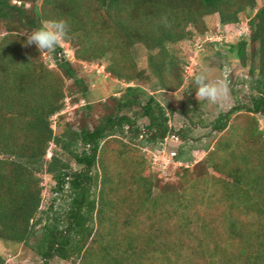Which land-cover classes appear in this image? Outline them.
Masks as SVG:
<instances>
[{"label":"trees","instance_id":"obj_1","mask_svg":"<svg viewBox=\"0 0 264 264\" xmlns=\"http://www.w3.org/2000/svg\"><path fill=\"white\" fill-rule=\"evenodd\" d=\"M259 1L0 0V240L32 249L44 264L55 258L74 264H264ZM243 15L250 17L249 37L206 42L208 35L235 30ZM215 16L218 33L207 25ZM60 19L70 24L67 44L77 60L108 59L107 73L127 84L99 107L81 109L76 122L63 114L68 97L79 103L89 93L78 68L59 59L62 47L45 52L55 59L52 69L45 53L26 46L43 22ZM197 37L198 50L226 47L235 54L252 79L253 95L251 106L220 115L213 129L225 134L192 169L197 149L188 133L170 128L155 94L185 89L191 60H183L176 47ZM140 46L148 53L145 69L135 56ZM194 77L186 91L192 104ZM139 119L149 122L144 130ZM171 134L182 144L171 157L181 164L178 182L156 170L150 156L163 150ZM45 176L67 210L53 203L43 211ZM0 264H9L1 253Z\"/></svg>","mask_w":264,"mask_h":264},{"label":"rangeland","instance_id":"obj_2","mask_svg":"<svg viewBox=\"0 0 264 264\" xmlns=\"http://www.w3.org/2000/svg\"><path fill=\"white\" fill-rule=\"evenodd\" d=\"M258 6L259 8L263 7L264 1H259ZM249 21L250 17L246 15L242 16V24L249 23ZM207 25L212 33H218L221 29L219 17L217 16L209 18ZM200 40L197 37L193 41L184 42L179 47H176V52L183 60L190 58L191 62H194L196 65L193 70H190L188 73L185 72V89L183 87L176 93L161 92L155 94V97L164 105L169 114L170 128L175 133L181 131L188 133V139L191 141L190 144H192L191 147H196L197 149L195 161L189 164L192 169L207 157L208 153L205 151V148L209 147L210 150H213L222 139L223 134H225V132L220 133L213 129V125L220 115L228 114L237 106H251L253 95V92L250 90L252 79L247 72L241 69L240 62L235 57V54L226 47H220L218 50H215L212 47L206 46L204 50H198L196 45ZM232 42L237 43V40ZM62 48L63 53L59 56V59H64L63 54H65L68 60L72 62V65L78 68L80 76L89 86L86 100L76 103L74 102V98H67L63 115L68 121L76 122L81 117V109L87 105L99 107V104L105 103L110 97L119 96L120 91L124 87H127V84L115 80L107 73L108 59L94 63L82 62L75 58V51L70 44H66ZM135 56L141 68L145 69L148 57L146 49L142 46L137 47L135 49ZM43 58L52 69L56 68L55 59L51 55L45 53ZM225 68L228 69L227 74L224 72ZM201 72H208L213 79L223 77L228 81L230 86L229 95L219 105L208 104L198 101V99H194V104H192L187 98L186 91L191 78ZM71 85L72 83L68 82V87H71ZM145 89L147 92H145L143 97L148 99L150 90L148 88ZM235 118L236 116L233 117L232 122ZM258 119L260 128L264 131V116H258ZM148 123V120L139 119L138 126L144 130ZM54 127L57 132L60 131L58 125H54ZM181 145L178 135H168L163 141V150L154 156L157 165L156 170H163L164 176L173 182H178L179 179L175 175L177 169L171 157L173 152H177ZM52 149H54V146H52ZM52 149L48 155V159L52 157ZM153 155V153L150 154V156ZM74 169L79 170L80 167L74 164ZM210 173L213 174V170H210ZM44 187L45 201L43 211L47 213L53 203H55L56 210H60V207L67 210L68 204L63 199L55 201L56 196L53 194L55 184L47 176L44 177ZM43 218H46V215ZM37 242L38 238H35L31 243L35 245ZM0 253L9 264H44L42 258L36 252L23 245L5 243L0 240ZM50 264H74V262H65L55 258Z\"/></svg>","mask_w":264,"mask_h":264},{"label":"clouds","instance_id":"obj_3","mask_svg":"<svg viewBox=\"0 0 264 264\" xmlns=\"http://www.w3.org/2000/svg\"><path fill=\"white\" fill-rule=\"evenodd\" d=\"M70 30L67 20L45 21L41 27L27 36L26 46L35 45L40 53H54L57 48L64 47L71 40ZM227 71L225 68V74ZM192 85L196 89L198 101L213 105H219L230 92L229 83L225 78L213 79L208 72L198 73L193 78Z\"/></svg>","mask_w":264,"mask_h":264},{"label":"built area","instance_id":"obj_4","mask_svg":"<svg viewBox=\"0 0 264 264\" xmlns=\"http://www.w3.org/2000/svg\"><path fill=\"white\" fill-rule=\"evenodd\" d=\"M251 34L250 28H249V23L246 24H239L237 28L231 32H228V34H224L222 32H219L218 34L215 35H208L206 38V42H217V43H230L231 41L234 40H240L244 37H249ZM195 63L191 62V64L186 68L187 73L190 70H193ZM159 153H155L154 156H156ZM175 156L176 154H172ZM155 159V157H154ZM154 165H156V162L154 160ZM175 166H181L179 163H174Z\"/></svg>","mask_w":264,"mask_h":264},{"label":"water","instance_id":"obj_5","mask_svg":"<svg viewBox=\"0 0 264 264\" xmlns=\"http://www.w3.org/2000/svg\"><path fill=\"white\" fill-rule=\"evenodd\" d=\"M63 56H64V61H67L68 57L65 54H63Z\"/></svg>","mask_w":264,"mask_h":264}]
</instances>
